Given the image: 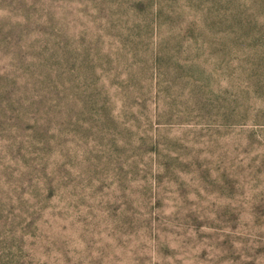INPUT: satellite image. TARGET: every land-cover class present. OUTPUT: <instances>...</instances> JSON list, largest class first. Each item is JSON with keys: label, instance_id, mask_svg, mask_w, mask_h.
<instances>
[{"label": "rangeland", "instance_id": "obj_1", "mask_svg": "<svg viewBox=\"0 0 264 264\" xmlns=\"http://www.w3.org/2000/svg\"><path fill=\"white\" fill-rule=\"evenodd\" d=\"M0 264H264V0H0Z\"/></svg>", "mask_w": 264, "mask_h": 264}]
</instances>
